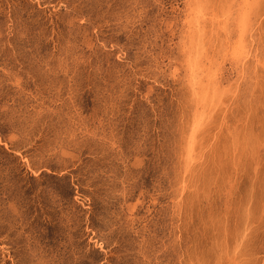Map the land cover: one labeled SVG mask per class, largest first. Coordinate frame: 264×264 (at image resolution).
<instances>
[{"label": "rangeland", "instance_id": "374dc122", "mask_svg": "<svg viewBox=\"0 0 264 264\" xmlns=\"http://www.w3.org/2000/svg\"><path fill=\"white\" fill-rule=\"evenodd\" d=\"M0 264H264V0H0Z\"/></svg>", "mask_w": 264, "mask_h": 264}]
</instances>
